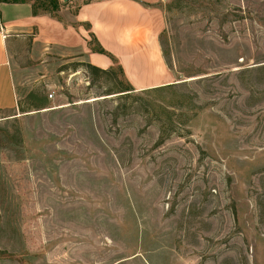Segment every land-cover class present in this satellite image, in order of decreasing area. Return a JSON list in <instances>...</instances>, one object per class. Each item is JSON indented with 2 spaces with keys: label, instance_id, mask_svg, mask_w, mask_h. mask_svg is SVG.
<instances>
[{
  "label": "rangeland",
  "instance_id": "obj_1",
  "mask_svg": "<svg viewBox=\"0 0 264 264\" xmlns=\"http://www.w3.org/2000/svg\"><path fill=\"white\" fill-rule=\"evenodd\" d=\"M159 4L160 85L116 64L119 96L61 49L28 64L0 123V264H264V0Z\"/></svg>",
  "mask_w": 264,
  "mask_h": 264
},
{
  "label": "crops",
  "instance_id": "obj_2",
  "mask_svg": "<svg viewBox=\"0 0 264 264\" xmlns=\"http://www.w3.org/2000/svg\"><path fill=\"white\" fill-rule=\"evenodd\" d=\"M36 1H56L59 7L34 13ZM159 2L1 0L0 123L25 110L28 64L53 50L102 69L118 64L135 88L164 83L159 38L166 20Z\"/></svg>",
  "mask_w": 264,
  "mask_h": 264
},
{
  "label": "trees",
  "instance_id": "obj_3",
  "mask_svg": "<svg viewBox=\"0 0 264 264\" xmlns=\"http://www.w3.org/2000/svg\"><path fill=\"white\" fill-rule=\"evenodd\" d=\"M1 1V0H0ZM4 1H18V0H4ZM59 5L56 1H36L33 3V8H34V13H38L40 10L42 11H49V10H55L58 9ZM101 53H106L104 50H100ZM87 71L90 74V77L93 79L95 78V76H98V74H107L110 76H114V80L116 81V85L117 87L120 89L119 91H117V93H120L119 96H127L130 95V92L133 91V88L131 87L130 84H126L124 79H120L118 77V74L116 73V71L114 70V68H110V69H102L99 68L97 66H94L92 64H85ZM119 70L121 72V74H123L125 76V73L122 69V67L119 65ZM128 83V82H127ZM113 92L109 93L112 94Z\"/></svg>",
  "mask_w": 264,
  "mask_h": 264
},
{
  "label": "built area",
  "instance_id": "obj_4",
  "mask_svg": "<svg viewBox=\"0 0 264 264\" xmlns=\"http://www.w3.org/2000/svg\"><path fill=\"white\" fill-rule=\"evenodd\" d=\"M49 96H50V97H53V94L51 93Z\"/></svg>",
  "mask_w": 264,
  "mask_h": 264
}]
</instances>
